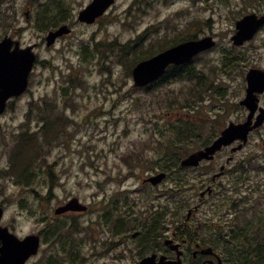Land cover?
<instances>
[{
	"label": "rangeland",
	"instance_id": "1",
	"mask_svg": "<svg viewBox=\"0 0 264 264\" xmlns=\"http://www.w3.org/2000/svg\"><path fill=\"white\" fill-rule=\"evenodd\" d=\"M91 1L0 0V41L11 36L22 47L36 46L40 63L46 62L35 67L28 91L0 116L1 225L19 238L66 229L63 240L42 237L39 254L27 264H49L51 257L61 264H138L160 245L163 249L159 237H172L186 221L205 243L220 232L231 237L242 232L253 243V229L264 244V125L229 164L230 147L213 162L186 169H177L162 151L166 141L183 142L189 154L176 152L185 159L230 122L245 121L248 112L240 105L245 77L250 69L264 70V29L244 47H234L231 37L243 16L264 14V0H117L97 25L81 24L78 14ZM45 11L53 18L56 12L57 23L39 30ZM65 24L71 33L46 47L48 33ZM190 33L217 41V48L195 62L211 85L202 102H185L184 94L194 87L186 81L149 92L134 87L120 52L105 48L143 37L142 55L152 44L155 52L159 42ZM45 106L71 121L65 139L40 151L26 185L12 175L10 158L18 136L38 132V108ZM223 166L224 174L213 182ZM161 172L167 179L159 186L144 183ZM209 189L213 194L197 211L201 192ZM74 198L90 212L55 216ZM154 222L159 237L147 243L144 233Z\"/></svg>",
	"mask_w": 264,
	"mask_h": 264
},
{
	"label": "water",
	"instance_id": "2",
	"mask_svg": "<svg viewBox=\"0 0 264 264\" xmlns=\"http://www.w3.org/2000/svg\"><path fill=\"white\" fill-rule=\"evenodd\" d=\"M115 3V0H94L86 9L79 14V20L83 23L93 24L96 19L101 17L107 9ZM28 15V14H26ZM256 15L244 17L237 23V33L232 38L235 45H243L244 42L253 39L258 29L264 24V17L256 20ZM70 33L67 26L61 27L56 32H51L47 37V45L52 46L57 38ZM15 49L12 51V47ZM216 46L212 37H206L201 40H191L172 47L148 60L140 62L133 70L132 75L135 87H144L160 79L170 65L180 66L188 63L200 53L208 51ZM36 61L33 53V47L21 49L19 42H14L11 38H5L0 43V114L6 109L7 101L12 97L22 95L28 87L29 74ZM246 97L241 102L245 106L249 115L247 120L240 124L230 123L219 138L203 150L197 151L185 158L181 165L187 167H198L203 161H211L215 154L228 147L236 141L242 143L232 149V153L241 150L248 142L249 134L260 128L264 124V109L259 108V94L264 93V71L261 69H251L247 76ZM259 111L255 119L256 113ZM165 178V174H160L149 178L147 181L157 185ZM86 206H83L78 199L71 200L65 206L56 210V215H62L69 211L85 212ZM3 216V209L0 208V221ZM0 264H26L32 257L37 255L40 238L37 235H30L23 240L14 234H11L7 228L0 226ZM172 241H167L173 251H177L178 261H166L162 257L157 262V256L145 258L140 264H181V251L178 246H171ZM203 251L202 253H210ZM219 264L221 260L219 259Z\"/></svg>",
	"mask_w": 264,
	"mask_h": 264
},
{
	"label": "trees",
	"instance_id": "3",
	"mask_svg": "<svg viewBox=\"0 0 264 264\" xmlns=\"http://www.w3.org/2000/svg\"><path fill=\"white\" fill-rule=\"evenodd\" d=\"M49 13L42 12L39 16V23L38 27L40 30H45L48 27L54 26L57 23L58 15L56 12H54V18L49 17ZM51 18H53L51 20ZM140 40L137 42H129L124 45H119L117 43H111L107 46L105 45V48L107 47L108 50L114 51L118 50L121 54L120 58L124 59L125 61L129 60L128 63L123 62L122 60L120 63L125 66L128 73H132V70L134 67L141 61L145 59H149L152 56L158 54L159 52H162L172 46H175L183 41L195 39L196 34L193 35V33L188 34V37H182L177 40L173 41H163L158 43L157 51L151 52V50L154 48V44L151 45V48L147 53H142V55H139V52H142L143 44H145V38L139 37ZM101 43H97L96 47H100ZM100 49V48H99ZM99 55L101 54V51L99 50ZM130 54L134 55V61H130L131 56ZM139 55V56H138ZM46 62H43V65H45ZM208 78L203 74L202 70H200L195 62L186 64L185 66L181 67H170L167 71L166 76L163 80L153 84V86L146 88L145 90L147 92L151 90H158L160 86L165 85L167 83H171L172 81H186L189 83H192L194 87L191 89V91L188 93H185L186 100L185 102L188 104L190 101L193 100V102L196 99H199L200 102L204 101V93H207L211 90V85H206V81ZM184 97V96H183ZM184 102V103H185ZM183 106L185 104H182ZM186 107V106H185ZM56 110L52 106H45V107H39L37 112V125H38V132L35 133H22L20 136H18V143L15 146V149L13 150V153L10 158V163L12 164V175L16 177L20 182H29L30 178L33 176L32 173V164L35 162L37 158L40 157V151H43L46 146H53V144L57 143L58 141H61L65 139L64 134L67 133V127L69 121H71L68 117L63 116H56L55 115ZM31 121V120H30ZM29 121V122H30ZM184 127H187L188 129H194L191 127V124L189 125L186 123ZM28 130L32 129V126L29 124L27 127ZM187 129V130H188ZM40 131V132H39ZM189 131V130H188ZM38 134H40V139L38 137ZM175 140V136H171ZM185 137V136H183ZM215 138V137H214ZM181 141H185L182 140ZM211 144V141H208L206 143V146ZM177 144L173 141H169L164 144L162 151L164 152V156L171 158V164L174 165L177 169H183L180 166V162L182 160L181 156H178V152L182 154H189L185 153V149L183 148L185 146V143L178 144L179 146H176ZM43 154H41L42 156ZM186 157V156H185ZM184 158V157H183ZM53 175V173H52ZM188 183V182H187ZM183 187V185L181 186ZM182 190V188L180 189ZM154 225L146 232L144 233V237L147 240L157 238V230ZM251 229V228H250ZM66 229L64 227H54L49 228L46 232L49 238L53 239H59L62 236V232ZM193 232L192 230L190 231ZM176 233L180 236V234H186L188 233L187 230H184V226L177 228ZM189 233V234H191ZM260 232L251 230V236L253 237V243L250 242L249 236L246 234L236 233L232 238L229 240L228 244L233 243L232 245H227L229 249V254H226V259H230V261L233 264H264V244H261L260 240ZM243 241V242H241ZM149 242V241H148ZM67 244V242H66ZM52 258V257H51ZM49 260V264H58V262L52 258Z\"/></svg>",
	"mask_w": 264,
	"mask_h": 264
},
{
	"label": "flooded vegetation",
	"instance_id": "4",
	"mask_svg": "<svg viewBox=\"0 0 264 264\" xmlns=\"http://www.w3.org/2000/svg\"><path fill=\"white\" fill-rule=\"evenodd\" d=\"M254 14L256 15V20L261 19L262 17H264V14L261 13H248L247 15H251ZM245 15V16H247ZM243 16V17H245ZM101 19V18H100ZM98 19L96 21V25L99 23ZM236 25V24H235ZM236 28V27H235ZM264 29V25H262L257 33L255 34V36L253 37V39L251 41H247L245 42L242 46L240 47H244L245 45H248L249 43H251L257 36V34L262 31ZM213 194L212 190H206V191H202L200 194V203L199 206L196 208V210H200L204 207V203L207 201L206 199L208 198V196H211ZM206 200V201H205ZM0 206H3V204H0ZM90 209V206H89ZM75 214H79V213H75ZM184 230H187L188 233L186 234H180V236L175 232L172 234V237H159L158 240H160L163 244V249L160 248L156 249V252L152 253L158 255L157 261H159L162 257H166V261H175L177 259V254L176 252L171 251L170 248H168L165 245L166 240L168 239H173L175 241V243L180 245V250H182L183 252V256L181 257V263L182 264H195L194 262H196V264H218L219 263V259L222 258V264H227L226 262V254H229V251H227L225 249V243L224 242H217V241H213L210 243H205L203 242V240L200 239V236L196 235V232L191 233L190 231L192 229H190L188 222H184ZM157 229L159 230V225L157 226ZM156 229V230H157ZM158 232V231H157ZM191 233V234H189ZM41 235V237H44L43 233H39ZM158 234V233H157ZM223 234H220L219 238L223 239ZM135 238V237H133ZM152 239L147 240V243H150ZM154 240L156 241L157 239L154 237ZM149 241V242H148ZM228 245V242H226ZM220 246V247H219ZM206 249H212V253H202L203 250ZM173 255V256H172ZM190 257V258H189ZM139 264V263H138Z\"/></svg>",
	"mask_w": 264,
	"mask_h": 264
}]
</instances>
